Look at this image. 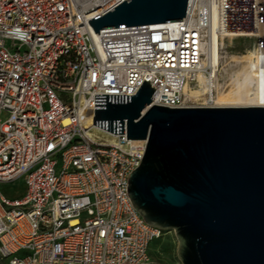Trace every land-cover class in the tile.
I'll list each match as a JSON object with an SVG mask.
<instances>
[{
	"label": "built area",
	"instance_id": "1",
	"mask_svg": "<svg viewBox=\"0 0 264 264\" xmlns=\"http://www.w3.org/2000/svg\"><path fill=\"white\" fill-rule=\"evenodd\" d=\"M122 1L0 0V184L23 180L19 196L0 189L6 264L150 262L163 230L127 193L146 140L95 125V93L135 94L145 79L149 106L184 107L182 85L213 73L212 12L219 47L252 36L264 63V0H188L181 20L95 32L88 19Z\"/></svg>",
	"mask_w": 264,
	"mask_h": 264
},
{
	"label": "water",
	"instance_id": "2",
	"mask_svg": "<svg viewBox=\"0 0 264 264\" xmlns=\"http://www.w3.org/2000/svg\"><path fill=\"white\" fill-rule=\"evenodd\" d=\"M187 6L123 0L87 22L98 33L158 24L181 20ZM153 90L144 79L135 94L94 96L95 125L146 140L128 177L135 209L174 230L182 264H264V107L149 106Z\"/></svg>",
	"mask_w": 264,
	"mask_h": 264
},
{
	"label": "bare ground",
	"instance_id": "3",
	"mask_svg": "<svg viewBox=\"0 0 264 264\" xmlns=\"http://www.w3.org/2000/svg\"><path fill=\"white\" fill-rule=\"evenodd\" d=\"M215 24L216 15L212 12L210 26L212 27L211 33L214 45L211 52L207 49L206 56L203 58L205 65L212 66V76H204L203 73L199 72L196 76L197 80L192 86L188 82L182 85L184 103L186 101L194 102V105L185 104V106L229 107L256 105L264 107V63L260 62L254 48L240 56H235L231 53L226 54L225 48L219 47V39L213 31ZM235 37L237 35L233 34L222 37L220 43L223 45L225 38ZM225 61H228L227 63L237 61L241 65L238 66L236 64L238 68L234 69L229 67L230 69L226 70L228 77L225 83H222L217 76V72ZM86 125L91 136L97 135L112 138V136L103 132L95 131L89 121Z\"/></svg>",
	"mask_w": 264,
	"mask_h": 264
},
{
	"label": "rangeland",
	"instance_id": "4",
	"mask_svg": "<svg viewBox=\"0 0 264 264\" xmlns=\"http://www.w3.org/2000/svg\"><path fill=\"white\" fill-rule=\"evenodd\" d=\"M223 41V45L221 46L225 48L224 51L227 52L226 54L231 53L235 56H240L246 53L248 50H251L254 48L255 43V39L252 36L225 38ZM227 62L228 61L223 62L217 72V76L222 83H225L228 77L226 71L227 69H234L236 67L238 68V66L241 65V63L237 61H231L229 63ZM190 86H192V84ZM186 104L194 105V102L186 101ZM0 189L8 197L19 196L23 189V180L22 178H19L10 183L0 184ZM177 245L178 240L175 236L174 230H163L162 234L158 238L154 239L150 245L149 257L151 261L159 264H182L177 255ZM0 264H6V262L0 259Z\"/></svg>",
	"mask_w": 264,
	"mask_h": 264
},
{
	"label": "trees",
	"instance_id": "5",
	"mask_svg": "<svg viewBox=\"0 0 264 264\" xmlns=\"http://www.w3.org/2000/svg\"><path fill=\"white\" fill-rule=\"evenodd\" d=\"M152 243V242H151Z\"/></svg>",
	"mask_w": 264,
	"mask_h": 264
}]
</instances>
